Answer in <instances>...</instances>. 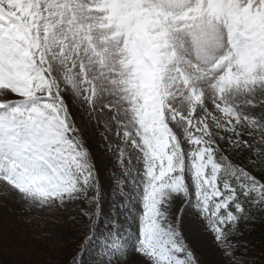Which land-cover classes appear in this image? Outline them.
Returning a JSON list of instances; mask_svg holds the SVG:
<instances>
[{"label":"snow or ice","instance_id":"snow-or-ice-1","mask_svg":"<svg viewBox=\"0 0 264 264\" xmlns=\"http://www.w3.org/2000/svg\"><path fill=\"white\" fill-rule=\"evenodd\" d=\"M0 200L66 215L65 264H204L193 222L251 264L264 0H0Z\"/></svg>","mask_w":264,"mask_h":264},{"label":"rangeland","instance_id":"rangeland-1","mask_svg":"<svg viewBox=\"0 0 264 264\" xmlns=\"http://www.w3.org/2000/svg\"><path fill=\"white\" fill-rule=\"evenodd\" d=\"M3 203L0 200V204ZM28 216L33 217L30 224L25 222ZM5 220L16 225L12 242L17 250L0 247V264H50L51 261L65 258L66 262L70 259L72 226L63 213H24L20 205L13 204L11 212L0 206V223ZM244 239L248 245L247 259L256 261L261 253L260 246L255 244L250 234L245 235ZM189 241L204 264H219V253L198 223L189 224Z\"/></svg>","mask_w":264,"mask_h":264},{"label":"trees","instance_id":"trees-1","mask_svg":"<svg viewBox=\"0 0 264 264\" xmlns=\"http://www.w3.org/2000/svg\"><path fill=\"white\" fill-rule=\"evenodd\" d=\"M253 236V240L256 245L260 246V255L256 261H251V264H263L264 263V224L257 222L254 227L250 228L246 235ZM64 259L57 261L59 264H65Z\"/></svg>","mask_w":264,"mask_h":264}]
</instances>
